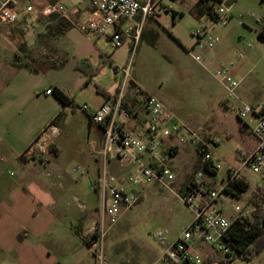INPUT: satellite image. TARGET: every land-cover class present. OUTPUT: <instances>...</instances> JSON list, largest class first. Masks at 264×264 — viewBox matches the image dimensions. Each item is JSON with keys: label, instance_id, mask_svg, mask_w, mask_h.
Here are the masks:
<instances>
[{"label": "crops", "instance_id": "0c3cea01", "mask_svg": "<svg viewBox=\"0 0 264 264\" xmlns=\"http://www.w3.org/2000/svg\"><path fill=\"white\" fill-rule=\"evenodd\" d=\"M5 1L0 0V5ZM137 1L146 4L151 2L153 6L161 3L164 10L158 9L160 12L152 20L144 19L141 14L131 21L121 20L106 35L97 38H91L80 30L92 10L88 2L17 0V10L24 11L27 6H33L34 12L23 14L15 23L0 24V264H97L89 241L84 237V231L101 219L99 211L97 209V212H88L85 207L84 211H76L72 196L76 198L77 189L70 187H77L79 184L87 186L88 190L96 194L99 202L93 187L102 168L107 166L113 174L121 176V179L129 171L121 172L114 157H109L107 162L102 156V130L90 121L89 113L80 110L82 105H77L76 100L80 99L85 89L95 87L97 97H90L82 104L99 108L123 90V105L134 114L128 123V129L135 136L146 140L148 135L144 122L147 114H141L140 111L143 110L145 98L152 94L137 79L134 72L136 58L142 44L152 47L159 44V33L153 25L154 22L158 23V18H167L172 13L174 26L177 19L185 17L183 10L164 6L165 0ZM57 3L64 6L62 13L43 14L47 5ZM197 11L194 18L201 23L200 28L220 37V42L211 49L206 46L200 48L196 43L192 46L190 52L196 56L201 57L197 51L205 52L204 59L201 57V62H198L204 68H208L225 54L228 48L227 34L233 35L235 28L239 30L236 35L240 44L246 39L251 41L250 45L254 44L252 51L251 47L250 52L241 54L242 60L239 63L221 68H226L239 81L236 97L230 98L226 94L223 102V108L230 110L236 118L235 129L242 147L237 150L233 164L227 165V172L230 168L239 170L242 182L249 189L244 172L246 169L254 172L242 166L241 162L255 150L257 139L253 134L252 123L242 120L238 112L244 105L264 111V43L257 39L258 32L264 30V17L256 18L253 25L245 22L248 32H244L241 26L229 23L233 15L228 22L220 25L204 9L200 11L197 8ZM174 13L182 14V17L175 20ZM251 17L254 18V15L251 14ZM123 24L135 29L142 24V30L138 41L133 37L126 40L124 44L128 46L127 61L119 62L116 52L109 55V47L113 35ZM219 25L222 26L220 29ZM131 60L132 69L129 76H126L124 69ZM107 65L113 68L115 75L112 83L104 84L98 76L107 69ZM55 89L65 93L72 106H65L55 93L46 94V91L55 92ZM166 108L171 111L167 106ZM171 112L176 121L200 131L205 140L214 139L216 142L213 152L220 146L222 134L218 125H225L226 116H212L201 123L187 118L178 119L177 114ZM52 123L58 129V134L53 138L54 152L27 153L30 146ZM75 126H79V132L72 130ZM164 144L167 148L172 146L171 165L174 171L178 169L180 172H189L184 156L194 148L198 158L197 146L182 141L179 136L165 139ZM73 149L90 157L91 162L94 160L97 164L96 171L91 164L80 175L68 173L59 162L66 151L71 152ZM96 149L98 152L95 154ZM38 156L44 158V163L38 161ZM178 161L181 163L180 168L176 167ZM218 174L219 171H206V179L226 195H242L226 184L228 173L221 179H218ZM175 175L177 180L178 175ZM151 186L140 191L139 201ZM225 189L231 192H226ZM222 196L221 193L217 205L229 220H234L237 215L234 207L240 205L231 204ZM249 199L242 208H255L249 203ZM228 208L231 209L230 215L225 212ZM68 217L75 221L71 226H68ZM57 223L59 225L55 227ZM175 240L166 245L174 243ZM192 248L194 253L201 255L204 262L228 264L234 261L225 263L227 255L202 242L194 243ZM164 251L165 249L157 253L151 264L161 258Z\"/></svg>", "mask_w": 264, "mask_h": 264}, {"label": "built area", "instance_id": "2783aa9c", "mask_svg": "<svg viewBox=\"0 0 264 264\" xmlns=\"http://www.w3.org/2000/svg\"><path fill=\"white\" fill-rule=\"evenodd\" d=\"M80 3L88 2L91 13L87 21L80 26V30L91 38L104 36L111 27H116L121 20L131 21L138 14L144 19L151 17V2L143 5L137 0H72ZM17 0H6L0 5V24H12L26 13L34 12L33 6H27L24 11L17 10ZM64 6L60 3L49 4L43 9L44 15L62 13ZM215 23L225 24L231 19L229 9L219 6L212 12ZM142 24L136 29L123 24L113 35L112 44L115 48L122 46L126 40H139ZM195 43L203 48H213L220 42V37L211 35L206 29L192 32ZM197 62L201 57L189 52ZM133 60L124 69L129 76ZM216 75L221 79L230 98L236 97L239 81L226 69H220ZM47 95L53 90L46 91ZM123 90L112 99H108L99 108L82 105L80 110L90 114V121L101 128L103 145L101 154L108 162L109 157L118 161L121 172L129 174L121 179L104 166L96 180L93 189L98 194L101 213L100 221L92 224L84 231V237L89 241L97 264H109L104 253V241L109 230L131 210L140 199V191L150 185H159L167 191L173 192L176 175L172 169V146L167 148L165 139L181 137L191 145L197 146L202 153L203 168L198 171L187 184L184 192L178 197L191 209L193 221L174 243L166 245L165 237L159 233L156 238L164 245L165 251L161 258L153 264H204L201 255L193 252V244L202 242L216 248L224 255L232 254L228 243L224 240L227 231L237 219H250L254 207L242 208L235 206L236 218L229 220L217 205L222 190L215 188L206 179V171H219L222 163L214 157L215 140H205L200 131L176 121L174 114L155 96H148L144 100L141 114H147L144 122L147 139L142 140L128 129V123L134 114L123 105ZM242 120H249L253 125V134L257 139L255 150L242 159V166L264 177V111H258L250 105H244L238 112ZM58 134L54 123L48 125L41 136L30 146L27 153H53V138ZM38 161L44 163V158L38 156ZM131 168V170H130ZM226 184L231 185L243 181L237 169H228Z\"/></svg>", "mask_w": 264, "mask_h": 264}, {"label": "rangeland", "instance_id": "374dc122", "mask_svg": "<svg viewBox=\"0 0 264 264\" xmlns=\"http://www.w3.org/2000/svg\"><path fill=\"white\" fill-rule=\"evenodd\" d=\"M223 6L229 9L230 16L233 15L229 23H236L248 32L245 22L255 24L256 18L264 17V0H222ZM146 5L145 2H142ZM164 6H170L175 10H183L185 17L177 19L176 24L172 25V13L167 18H158V23H153L159 33V44L152 47L146 43L140 47V52L136 58L134 72L138 81L152 96L160 99L178 119H192L195 122H203L212 116H226L225 125H218L221 128L222 142L214 151V157L220 159L222 168L219 170L218 179L226 176L229 164H233L237 150L242 149L239 136L236 132L237 121L230 110L223 108L224 99L227 97L221 79L216 75L217 71L225 66L236 65L242 60L241 54H246L254 49L250 45L251 41L238 42L235 28L233 35L227 34L228 48L222 57L216 59L208 68L198 63L189 53L195 43L192 32L201 29V23L194 18L198 12L197 8L207 10V6L200 0H165ZM151 20L156 18L164 10L161 3L159 6L151 4ZM221 5H217L218 8ZM254 15V18L251 17ZM204 22V20H202ZM223 25V24H220ZM218 26L219 29L222 26ZM126 44V43H125ZM115 48L113 44L109 47V55L116 52L119 62H126L128 46ZM204 59L205 52L197 51ZM244 59V58H243ZM205 71H204V69ZM115 73L110 65L99 76V80L104 84L112 83ZM96 96V88L89 87L82 92L77 105H83L84 100ZM100 98V96H98ZM183 119V120H184ZM72 130L80 131L79 126ZM231 135L232 137H228ZM98 152L96 149L95 154ZM196 149L191 148V152L184 156L188 165L189 172L173 171L177 174V180L173 185V192L163 189L159 185H152L144 194L141 201L129 210L120 221L113 226L104 241V253L109 264H151L155 260L157 253L165 249L164 245L157 240L156 236L162 233L166 239L165 243H171L185 228L190 226L194 217L191 209L178 197L184 186L192 180L194 175L201 169L200 158H196ZM196 159V160H195ZM178 160V159H176ZM175 160V161H176ZM195 161V163H194ZM60 165L66 168L71 174L80 175L87 166H91L94 171L97 164L91 158L75 151H66L60 158ZM180 164V165H179ZM178 161L176 167L180 168ZM131 170V168H130ZM244 176L249 183V189L240 197L226 195L222 192V198L231 204L243 206L244 202L251 198L253 193L261 192L264 194V178L258 174L245 170ZM76 198L72 196L73 205L76 211L88 212L99 211L100 204L97 196L87 186L79 184L77 187ZM80 191V192H79ZM230 215L231 209L225 210ZM100 218L101 213L99 211ZM100 221V220H99ZM98 222V221H96ZM68 226L74 224L73 218L68 217ZM59 223H57L58 227ZM228 264H264V250L255 255L251 260L236 258Z\"/></svg>", "mask_w": 264, "mask_h": 264}, {"label": "trees", "instance_id": "16d2710c", "mask_svg": "<svg viewBox=\"0 0 264 264\" xmlns=\"http://www.w3.org/2000/svg\"><path fill=\"white\" fill-rule=\"evenodd\" d=\"M207 6V14L212 19V12L215 10L217 5H221V0H200ZM200 11L203 8H198ZM182 17V14H173V18ZM257 39L264 43V30H261L257 34ZM56 97L62 102L65 106H72L69 98L65 93L59 89H55ZM108 97V96H106ZM54 152V151H53ZM200 165L202 153L199 152ZM230 189H233L238 194H243L248 189V185L244 184L242 181L240 183L231 184ZM226 192H231L228 189H225ZM249 203L255 206V210L252 213L250 219H237L234 221L226 233L224 240L228 243V247L232 250L234 254L230 257V254H227L226 262H231L236 258L251 260L255 255H258L264 250V194L260 191L253 193L252 197L249 199ZM204 264H213L204 262Z\"/></svg>", "mask_w": 264, "mask_h": 264}]
</instances>
